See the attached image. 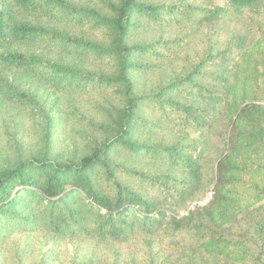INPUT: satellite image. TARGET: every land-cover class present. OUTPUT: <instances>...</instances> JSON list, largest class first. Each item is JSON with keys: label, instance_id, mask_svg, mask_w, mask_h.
Returning a JSON list of instances; mask_svg holds the SVG:
<instances>
[{"label": "trees", "instance_id": "16d2710c", "mask_svg": "<svg viewBox=\"0 0 264 264\" xmlns=\"http://www.w3.org/2000/svg\"><path fill=\"white\" fill-rule=\"evenodd\" d=\"M263 18L264 0H0L6 99L43 114L36 88L42 83L108 95L101 123L85 120L98 133L79 160L58 161L47 151L0 168V238L15 229L99 245L160 237L171 242L170 255L152 251L150 264H264V207L239 219L226 214L238 184L232 160L240 119L264 115V104L241 107L220 129L228 89L239 83L229 70ZM150 30L163 36L139 41ZM226 31L230 38L220 45L217 35ZM197 36L202 46L181 73L144 87L146 75L174 62ZM172 129L179 139L167 145L137 139ZM217 142L223 151L214 160ZM119 156L166 163L170 170L130 171ZM207 184L212 197L201 205ZM253 189L264 202V187ZM225 243L235 245L238 258L218 250Z\"/></svg>", "mask_w": 264, "mask_h": 264}, {"label": "rangeland", "instance_id": "374dc122", "mask_svg": "<svg viewBox=\"0 0 264 264\" xmlns=\"http://www.w3.org/2000/svg\"><path fill=\"white\" fill-rule=\"evenodd\" d=\"M72 1L79 5L88 0ZM255 22L264 28V18ZM258 28L259 25L252 29V44L236 52L229 70L237 74L239 83L228 89L225 117L220 125L222 130L237 119L241 107L264 104V31ZM170 33L166 32L164 36L172 35ZM160 36L163 34L150 30L137 38L139 41L152 42ZM201 37L191 39L174 62H165L155 73L146 75L144 87L154 88L164 78H170L173 70L179 73L187 67L189 60L195 57V51L202 46L199 44ZM217 38L222 45L229 40L230 35L226 31L221 37L217 35ZM27 86L35 89L31 83ZM36 88L46 113H34L29 107H22L6 99L0 91V168L13 167L19 159L29 160L47 151L49 157L58 161L79 160L88 152L92 139L97 137L98 131L85 120L101 123L99 108L108 100L106 93L82 94L51 82L39 84ZM239 125V146L232 160L238 184L232 187L235 197L226 209V214L238 219L248 211H258L264 207V202L256 197L253 189L258 185L264 187V115L253 114L240 119ZM138 137L142 143L167 145L177 142L179 134L172 129L170 133H145ZM217 144L218 147L211 153L214 160L223 151V144ZM117 160L127 162V170L146 172L150 176L170 170L166 163L146 162L139 158L129 160L123 156L117 157ZM127 182L142 190L147 189L144 183ZM211 191L212 186L207 184L202 191L201 205L211 199ZM198 202L194 201L181 214L186 215ZM6 234L0 238V264H150L152 251L161 250L162 254L170 255L168 248L171 245L169 240L160 237L138 238L120 245H99L84 239L58 242L42 231L15 229ZM235 248L234 244L225 243L218 250L228 258H238Z\"/></svg>", "mask_w": 264, "mask_h": 264}]
</instances>
